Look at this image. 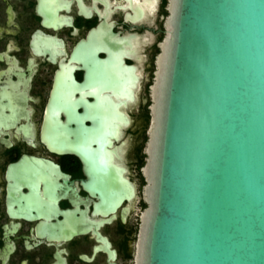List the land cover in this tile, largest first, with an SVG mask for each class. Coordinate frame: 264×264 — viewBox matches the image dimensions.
<instances>
[{
  "label": "flooded vegetation",
  "instance_id": "obj_1",
  "mask_svg": "<svg viewBox=\"0 0 264 264\" xmlns=\"http://www.w3.org/2000/svg\"><path fill=\"white\" fill-rule=\"evenodd\" d=\"M165 2L0 0V264H133Z\"/></svg>",
  "mask_w": 264,
  "mask_h": 264
},
{
  "label": "water",
  "instance_id": "obj_2",
  "mask_svg": "<svg viewBox=\"0 0 264 264\" xmlns=\"http://www.w3.org/2000/svg\"><path fill=\"white\" fill-rule=\"evenodd\" d=\"M164 8L133 264H264V0Z\"/></svg>",
  "mask_w": 264,
  "mask_h": 264
}]
</instances>
